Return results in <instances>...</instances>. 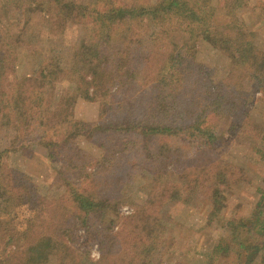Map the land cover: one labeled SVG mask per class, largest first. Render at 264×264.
Instances as JSON below:
<instances>
[{
	"label": "trees",
	"instance_id": "1",
	"mask_svg": "<svg viewBox=\"0 0 264 264\" xmlns=\"http://www.w3.org/2000/svg\"><path fill=\"white\" fill-rule=\"evenodd\" d=\"M47 1H53L51 5L63 9L70 6L61 0ZM30 6V11H33L41 9L42 3L39 2L37 8H33V4ZM97 19L100 24L94 25L86 41L72 48L76 67H60L50 49L44 54L43 64L27 78L30 84L19 86L26 82L21 81L11 88L0 86V264H30V256L35 253L57 255L59 264H69L76 253L70 242H74L78 229L87 234L88 229L98 225L102 218L103 232L97 230L95 239L103 244L114 241L116 244L135 245L138 234L132 232L124 237L123 229L114 230L120 221V198L102 197L98 192L105 187L118 190L116 185H123L125 177L131 175L128 171L143 169L147 161L175 163L181 152L176 144L179 139L182 142L193 139L197 145L213 147L217 140L211 124L213 116L226 111L233 117L239 115L245 119L249 111L245 107L242 84L243 76L247 74L246 61L251 64L252 77L260 79L258 83L264 77L260 74L264 73V51L259 50L250 38L246 54L240 53L245 57L237 59L235 67L222 79L220 90L216 91L217 85L212 89L208 86L201 96V93L188 92L181 80L176 79V72L172 70L180 63L185 51L189 57L186 64L190 65L188 75L193 72V67L200 68L196 61L197 42H209L216 31L214 12L205 4L189 0H155L140 7L106 8L97 15ZM97 28L101 32L98 39H103V52L92 36ZM1 47L6 50L0 57V70L7 65L9 55L8 44L2 37ZM101 54L103 62L99 59ZM89 59L95 61L94 67L88 71L89 75H85L87 70L82 67ZM255 69L260 72H254ZM143 71L148 73L145 74L149 76L148 80L142 76ZM98 75L102 84L94 81ZM48 79L75 82L76 89L78 84L80 93L87 99H91L88 93L91 87L94 94L103 90L108 105L103 107L101 120L91 123L80 121L67 106L50 111L38 122L37 116L45 103L43 88ZM232 79L233 86L230 83ZM221 89L223 92H219ZM129 99L134 102V108L131 111L127 108V115L124 111L129 106ZM250 103L251 108L253 103ZM138 110L141 111L139 118L135 115ZM244 124L245 120L239 125L233 121L229 130L234 126L242 128ZM34 129L39 132L35 133ZM33 131L37 137L35 142L46 147L49 158L59 150L69 151L59 169L71 190L69 197L60 201L49 200L38 193L26 177L8 171V156L22 148L25 141L29 142ZM98 134H103V142L92 138ZM78 136L103 147V159L90 155L75 144ZM108 138L115 140L111 148L108 147ZM161 138L172 144L161 142ZM257 152L264 161V134ZM87 168L91 171L88 172ZM206 175H202L204 179L208 178ZM217 177L225 179V174L217 173ZM185 187L193 189L194 185ZM181 190L177 184L174 198L181 196ZM155 199L151 193L147 204L153 205ZM94 217L99 223H92ZM227 225L231 235L222 239L214 252L229 253L232 248L238 261L231 264H264V188L251 215L228 220ZM144 228L154 230L152 226ZM148 233L153 235L152 231ZM78 264H81L80 260Z\"/></svg>",
	"mask_w": 264,
	"mask_h": 264
},
{
	"label": "rangeland",
	"instance_id": "2",
	"mask_svg": "<svg viewBox=\"0 0 264 264\" xmlns=\"http://www.w3.org/2000/svg\"><path fill=\"white\" fill-rule=\"evenodd\" d=\"M31 1L0 0V37L4 38L9 48L7 65L0 70V86L4 88L17 86L16 83L21 81L26 82L19 86L30 84L27 78L43 64L44 54L50 49L60 67H76L72 48L84 43L94 25L97 27L100 24L97 15L102 10L121 6L140 7L155 0H61L70 4L65 9L51 5L53 1ZM189 1L205 4L212 9L216 31L209 42H197L196 61L200 64L199 69L193 67V72L188 75L190 65L186 64L189 57L185 51L172 71L176 72V79L181 80L188 92L203 96L208 86L212 89L213 85H217L216 91L220 90L222 79L235 67L237 59L245 57L242 55L247 52L250 38H253L259 50L264 51V0ZM39 2L42 3L41 9L37 8ZM32 4L37 9L30 11ZM115 29L118 30L116 26ZM100 34L98 28L92 34L99 50L103 48V39H98ZM5 50L0 49V57ZM233 55H236V59H233ZM99 59L103 62V54ZM94 62L92 59L84 61L82 68L87 70L84 71L85 75H89ZM245 67L247 74L243 76L242 84L246 96L245 107L249 111L245 119L239 115L233 117L226 111L213 116L211 124L217 133L216 146L215 142L213 147H202L197 145L196 140L182 142L179 139L176 144L181 152L175 163L147 161L143 169L139 167L128 171L131 175L125 177L123 185H116L118 190L105 187L98 192L102 197L120 198V221L114 230L123 229L124 237L132 232L138 234L135 245L116 244L114 241L103 244L95 239L97 230L103 232V218L99 223L98 220L95 222L94 217L92 223L99 224L88 229L87 234L79 228L74 242H70L76 253L73 257L72 253L69 254L72 257L69 264H78L79 260L81 264H231L238 261L234 249L231 248L229 253H217L214 249L222 239H228L231 235L228 220L249 217L264 188V161L257 152L264 134V77L258 83L260 79L252 77L248 61ZM254 72L260 71L255 69ZM145 74L148 73L143 71L142 76L148 80L149 76ZM94 81L102 84L100 75ZM230 83L234 85L233 79ZM219 92H223V89ZM88 93L91 99L80 93L78 84L76 89V83L67 79L46 80L43 88L45 103L37 121L43 120L50 111L62 110L67 106L80 121H100L103 107L108 105L107 97L103 90L94 94L92 87ZM249 102L253 103L251 108ZM127 103L129 106L124 112L129 115L127 108L131 111L134 102L129 99ZM135 115L139 118L141 111H136ZM120 116L123 115L120 113ZM243 120L246 124L242 128L234 126L229 130L233 121L239 125ZM32 134L29 142L25 141L22 148L8 156V171L26 177L30 185L49 200L60 201L69 197L71 190L59 174L69 151L59 150L49 158L46 147L35 142L37 137L34 131ZM92 138L103 142L104 137L98 134ZM108 139V147L111 148L115 140ZM160 141L172 144L165 138ZM75 144L90 155L103 159V147L90 139L78 136ZM218 167L221 169L217 170ZM87 171L90 172V168ZM220 172L225 174V179H218L217 173ZM206 173L209 180L202 176ZM174 182L182 188L179 198H174L177 186ZM190 184L194 185L193 189L185 187ZM151 193L156 199L150 206L147 198ZM144 226H152L154 230L145 229ZM151 231L152 236L148 233ZM29 261L30 264H59L57 255L35 253Z\"/></svg>",
	"mask_w": 264,
	"mask_h": 264
}]
</instances>
